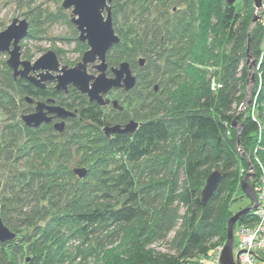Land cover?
I'll return each instance as SVG.
<instances>
[{"label":"trees","instance_id":"trees-1","mask_svg":"<svg viewBox=\"0 0 264 264\" xmlns=\"http://www.w3.org/2000/svg\"><path fill=\"white\" fill-rule=\"evenodd\" d=\"M182 2L189 3L190 13L173 22L166 21L163 30L158 26L148 30L142 27V18L147 14L142 5L135 20L140 24L138 28L128 25V39L119 37V43L107 51L111 65L125 61L131 70L139 52L148 59L151 54L153 63L155 58H162L161 75H169V80L160 87L154 84L160 65L148 64L151 70L147 66L146 74L136 76L135 86L145 87L147 93L142 95V90L133 89L137 95L135 102L141 110L147 109L137 117L139 125L132 133L106 136L102 129L114 122L123 126L129 121L127 115L107 116L104 107L88 101L72 86L67 93L55 88L39 89L27 80L14 79L10 68L6 71L3 86L23 100L33 97L56 104L58 99L59 105L76 110L85 134L79 138H93L91 142L95 141L96 147L90 151L92 159L82 157L79 163L98 166L100 176L91 179L94 180L91 183V168H87L85 178L79 179L71 168L64 170L63 163L55 162V150L50 157L48 150L40 155L36 151L39 147L33 145L35 140L25 146L18 145L25 137L31 140L37 131L35 127L24 123L23 127L6 126L10 130L3 138L4 143L0 140L3 144L0 157L6 163L20 160L23 170L11 174L6 169V194L0 195V219L15 237L21 226L32 228L35 233L0 243V264H21L19 261L24 264H198V259L210 257L213 249L226 240L227 222L233 215L229 206L239 181L251 166L256 178L258 162L264 167V23H256L248 36L253 0H236L232 5L226 0H178ZM210 3L216 6L218 16L214 26L210 23ZM195 21L199 22L198 32H213L212 40L208 41V35L198 42L197 38L193 39L198 36ZM77 46L80 53L87 49L85 44L77 43ZM247 50L257 70L251 91L253 104L240 112L250 81ZM193 61L200 64L212 61L218 68L213 73L216 79L212 85L213 79L203 69L196 66L192 71L189 64ZM183 72L187 76L179 77ZM1 87L0 109L13 120L17 111L15 95ZM43 128L53 131L50 125ZM76 135L73 137L77 138ZM170 140L180 141L176 146L178 155L184 159L181 166L170 156L162 161L153 157ZM34 149L36 156L31 157L29 153ZM14 152L21 157H16ZM244 154L250 156L249 161ZM40 161L44 168L38 172L31 170ZM51 161L54 164L49 167ZM216 170L221 180L209 200L202 204L200 194L206 178ZM163 173L159 188L158 182L147 184L141 180ZM169 179L172 182L163 186ZM31 202L34 206L30 207ZM64 203L62 210L60 206ZM26 206L29 208L24 210ZM180 207L185 209L183 214L179 213ZM57 208L61 211L50 214L49 211ZM14 220L19 224L13 223ZM38 220H45V226L36 223ZM179 221L181 229L177 228ZM255 222L251 210L235 226ZM130 227L135 228L136 236L132 234L133 240L128 241ZM172 232V253L150 248L168 240ZM64 237L82 239L79 251L66 248L64 242L68 240ZM215 239L217 242L210 245ZM84 245L86 249H82Z\"/></svg>","mask_w":264,"mask_h":264},{"label":"rangeland","instance_id":"rangeland-1","mask_svg":"<svg viewBox=\"0 0 264 264\" xmlns=\"http://www.w3.org/2000/svg\"><path fill=\"white\" fill-rule=\"evenodd\" d=\"M62 2L63 0H0V31L6 28L11 23L12 19L14 18L24 19L28 23L29 36H26L19 43L21 47L20 48L21 59H25V60H29L33 62L38 57H40L43 53H45L47 50H50V49L53 50L57 54V57L62 65H67L71 67L75 65L81 59L82 53L78 51L77 43H81V44H85V43L78 41L77 39L78 32L75 29L74 25L70 22L71 8L64 9L62 7ZM144 3H146V5ZM148 3H149V6L147 5ZM262 4L263 6L259 10L254 9L251 14V20H250V23L247 29L248 36L250 35V31L253 29L256 23L260 21L264 23V0H262ZM110 6H111L112 26H113V29H116L114 30V32L116 31L115 32L116 35L122 39L124 38L128 39V25L130 26L133 25V27L135 26L138 28L137 25L139 24V22L135 20H138L136 16L137 14L140 13L141 6L144 7L145 9L144 12L147 11V14L143 16L142 18L143 22L141 23L142 27H144L146 30L153 28L155 26H158V28L163 30V28L167 26L166 21L173 22L174 19L182 17L185 14H186L185 16H187L190 13L189 3L188 2L178 3V0H171V1L164 0L163 3L159 0H156L154 3H153V0H112L110 3ZM215 8L216 6H212V3H210V9H209L210 23L213 26L218 22V19H217L218 16L216 14ZM253 8H254V4H253ZM255 15L256 17L259 18V20H257L255 23L252 24V19ZM194 23H195V31L198 32L199 22L197 23V21H195ZM207 35H208V38H207ZM213 36H214L213 32H209V34L207 33L202 34L201 31L199 30L198 36H193V39L195 38V41H196V38H197V42H198L201 39L204 40L207 38L209 41V40H212ZM129 46H131V43H129ZM144 54L145 53L139 52L138 55L134 57V62H136V65L133 67L132 73L137 77H141L143 74H146L145 72L146 70L144 68H146L148 64L149 66H153V67H155L156 65H160L161 68H159L160 70H157L158 74L156 75L157 76L156 81L154 82L155 86L160 87L161 83H165L167 82V80H169V75L167 74L161 75L163 73L162 67L164 66V60L162 58H159V59L155 58V62L153 63V61L151 60V57L152 59H154V57L150 54L151 57H149L148 59V57ZM7 59H8L7 53H0V87L4 85L5 73L9 69V67L6 64ZM139 59H144V63L142 65L139 64V61H138ZM110 61H111L110 57L107 56L106 62L109 67L118 66V65H111L112 63H110ZM189 65L192 66V68L190 67L192 71H193V68L196 66L199 67L200 69H203V71L206 72V76L209 77L211 80L213 79V81L211 82V85L213 84L216 77L215 75H214L215 78H213L212 76H213V73H215V71L218 68H216V66H213L212 61L206 64L195 63L193 61V63H190ZM91 66H92L91 64L88 66V69H87L88 73L96 74V71H94ZM247 66L250 72V81L247 86L246 99L241 103L239 110H238L240 112L241 111L245 112L249 108V105L253 104V102H251V91L255 83L254 75L257 70V64L253 60H251L250 57H248ZM149 70H151L150 67H149ZM152 72L153 71H151V73ZM186 76L187 74L186 73L184 74V72L179 75V77L181 78L186 77ZM178 84L181 85L182 82ZM54 86H55L54 81L47 82L45 90H51L52 88H54ZM3 88H5V90L8 93H10V95L14 93L15 101L17 105V109H16L17 111L15 114L16 117L13 120H10L11 119L9 117L10 114L8 112L6 113L5 110L0 109V140H2V143H4L3 138L6 137V134L10 130V128L9 127L6 128V126L18 124L21 127H23L24 124L21 119V116L32 112L35 106L34 103H29L27 102V100H23V97L18 95V93L14 92L10 88L4 87V86ZM3 88L1 87V89ZM133 89L138 90V91L142 90L141 92L142 95H145L147 93V91L145 90V87L144 88L142 87L141 89V86L140 88L134 86L129 91H124L121 89H113L110 93H108L106 98L108 97L109 100H117L118 104L122 106L123 109L122 111H119L117 109H114L111 104H108L106 106H102L105 108L104 109L105 114L111 117H114L116 115L121 116V115L126 114L127 115L126 121L130 119H134L138 121L137 117H139V115H142V113L145 114L146 111L144 109H147V108L145 107L141 110V108L138 106V103L135 102L137 95L133 92ZM156 92H157V88H156ZM85 97L87 98L86 95ZM29 98L34 99V100H39V101L43 100V99H35L33 97H29ZM59 104H60V101L56 99L55 105H59ZM70 111L73 112L74 110L71 109ZM134 111H136L137 113H135ZM61 120L62 119L58 118V120H56L55 122H61ZM79 121L80 119L77 116V114L76 116L72 118L68 117L64 119V128L61 132H58L55 129L51 131V129L49 128L45 129L43 128V126L37 127L36 128L37 131H35L36 134H34L31 137V140L28 139L29 137H25L22 140H19L18 145L25 146L24 144L29 143L30 141L33 142L35 140L36 144H33V145H37L39 147L36 149V151H39L38 153H40V155L45 154L46 151L48 150L51 153L48 156L50 157L54 153L53 150H55V156L57 160L55 159L54 160L56 163L57 161L63 163L64 170L67 167L71 168L72 171L75 168H85V169L88 168V170H90L91 168V173L89 175H92V177L89 178L90 179L89 181H91V179H97L100 176L98 166L87 167L86 165L79 163L82 157H85V159H87L88 161L92 159L90 151H93L96 148L94 145L95 141L91 142L94 140L93 138H90L89 140L86 138L84 139L79 138V135L81 136L85 135V134H82L81 124L79 123ZM115 123L116 122L109 124V125L112 126V125H115ZM116 124H119V123H116ZM102 130H103V133H105L104 129ZM75 134H78L76 135L77 138L73 137ZM106 136H109V135H106ZM86 141H88L89 143ZM172 143H173V140H170L168 143L166 142L162 144L160 151H158L155 155H153V157L157 160L162 161L163 158L170 156L172 158H175V161H177L178 165L181 166L183 165L184 159L183 157H180L178 155L179 152L176 146V145H180L179 144L180 141L178 140L174 142L173 144ZM0 145H3V144H0ZM173 145L174 147L175 146L176 147L173 148ZM44 148H45V151H41ZM14 153L17 154L16 157L18 156L21 157V155L18 152H14ZM29 154H32L30 155L31 157L36 156L35 149L32 150L31 153ZM244 157L246 158V160L249 161L250 156H246L244 154ZM21 163L22 162H20V160L18 161L16 160V162L11 161V162L6 163V161L2 157H0V178H1L0 179L1 180L0 195L1 196L3 194H6L5 187H4L5 181L7 180V179H4L5 177H7L6 169L7 168L10 169L11 174L17 173L18 171L23 170ZM39 163L40 165L38 163L36 166L32 165L31 170L38 172L40 171V169L44 168L45 165L43 166L42 164L43 161H40ZM53 164H54V161H51L49 167H52ZM28 168H30V166L27 167L26 169ZM210 170H213V169H210ZM162 175H164V173L160 175L158 174L156 176L147 177V178L145 177L141 180L145 181L147 184H151V183L154 184V182H158L159 184V182L163 180V178L161 177ZM85 176L82 178H85ZM245 176L246 174L242 177L241 181H239L238 189L235 191L234 196H233V201L230 203L229 210L232 214H235L241 209L247 208L251 206L252 204V200L247 195H245L241 189V183ZM153 177L155 178L152 179ZM180 178H182L181 174H180ZM79 179H81V177ZM181 181L182 180L180 179V182ZM13 182H15L14 179H13ZM171 182L172 180L169 179L168 181H166V183L163 186H166L167 184ZM91 183H94V180H92ZM161 184L162 183L159 184L160 186H158V188L161 187ZM247 184L251 187L252 191L254 192L252 188V184H250V176L247 179ZM8 185L9 183H7L6 186L9 187ZM16 187L18 188L17 184H16ZM15 190L17 191V189ZM200 198H201V194H200ZM42 204L43 203L39 204L38 208L41 207ZM31 205L34 206V203L31 202L30 207ZM64 207H65V203L64 205L60 206L62 210L64 209ZM28 208L29 206H26L24 210ZM60 208H57L54 211L51 210L49 212L50 214L59 212L61 211ZM184 212H185V209L180 207L179 213L183 214ZM39 222L40 221L38 220L36 223H39ZM13 223L19 224V222L15 220L13 221ZM180 223L181 222L179 221L178 226H177L178 229H181L182 227ZM45 224H46L45 220L40 222V225L45 226ZM34 231L35 230H33L32 228L27 229L21 226L16 231V237L18 238L22 235H25L26 233L33 234L35 233ZM134 231H135L134 227L128 228V241L133 240L132 234L135 235L136 233V231L135 232ZM58 237L59 236L56 235L55 239H58ZM172 237H173V232L169 234L168 240L155 243L154 245H151L150 248L156 251H159V252L172 253L173 245L170 243ZM64 238L68 240L67 242L66 241L64 242V245L66 248L70 250H74V251H79L77 249L78 247L82 246V239H79L78 237H73V238L70 237L69 239H67L66 237ZM234 240L236 241L235 236H234ZM214 242H217V240L215 239L209 244L211 245ZM85 247L86 245H84L82 249H86ZM78 260L79 258H77V261ZM205 261H206V264H216L210 261V259H205ZM19 263L24 264L22 261H19Z\"/></svg>","mask_w":264,"mask_h":264},{"label":"water","instance_id":"water-1","mask_svg":"<svg viewBox=\"0 0 264 264\" xmlns=\"http://www.w3.org/2000/svg\"><path fill=\"white\" fill-rule=\"evenodd\" d=\"M112 0H63L62 7L70 9V22L78 32V41L85 43L87 49L82 53L81 59L73 66L62 65L53 50H47L33 62L21 59L20 41L28 34V23L24 19L14 18L11 23L0 31V53H7V66L12 70L14 79L21 78L30 82L34 87L44 89L47 82H55V90L68 92V87H74L80 94L86 95L88 101L99 106L111 104L114 109L122 111L123 107L117 100H109L106 95L113 89L131 90L136 84V76L132 73L129 63L123 61L117 67H111V76H107V51L119 43V37L112 26L111 3ZM236 0H226L232 5ZM254 9L259 10L262 0H253ZM259 20L256 15L252 24ZM247 50L248 57H250ZM144 59H139L142 65ZM92 65L94 73H88V66ZM249 64V63H248ZM27 102L32 100L27 97ZM52 100L37 101L35 110L21 116L26 126L38 127L42 123H49L50 114L62 119L54 124V129L61 132L64 128V119L76 116L73 112L60 106L49 104ZM139 123L133 119L121 126L107 124L105 135L111 133H132ZM73 172L78 177L86 175L85 168H75ZM249 174H246L241 183V189L252 200V205L233 214L227 222L226 240L220 254V264H237L233 256V227L247 212L256 208L257 198L251 187L247 184ZM221 180L219 171H212L206 178L205 186L201 191V203L205 204L216 190ZM11 232L0 219V243L14 239Z\"/></svg>","mask_w":264,"mask_h":264},{"label":"built area","instance_id":"built-area-1","mask_svg":"<svg viewBox=\"0 0 264 264\" xmlns=\"http://www.w3.org/2000/svg\"><path fill=\"white\" fill-rule=\"evenodd\" d=\"M259 173L255 177L254 168L251 166L250 184L257 197L256 208L253 209L256 222L253 225H236L233 229V256L237 264H264V167L260 162ZM225 242L218 244L208 258L198 259V264H206L205 259L220 264L219 258Z\"/></svg>","mask_w":264,"mask_h":264},{"label":"flooded vegetation","instance_id":"flooded-vegetation-1","mask_svg":"<svg viewBox=\"0 0 264 264\" xmlns=\"http://www.w3.org/2000/svg\"><path fill=\"white\" fill-rule=\"evenodd\" d=\"M131 69V68H130ZM111 67H109L108 66V68H107V76H111L112 74H111ZM46 87V86H45ZM45 89V88H44ZM112 91V90H111ZM110 91V92H111ZM109 92V93H110ZM108 95V94H107ZM106 95V96H107ZM107 99H109L108 97H107ZM32 101L31 102H29V103H34V105H36V102L37 101H39V100H34V99H31ZM55 105V104H54ZM63 107V106H62ZM65 108V107H64ZM35 110V106H34V108H33V111ZM32 111V112H33ZM31 113V112H30ZM28 114V113H27ZM49 116H51L52 117V119H51V121L49 122V123H42L40 126H38V127H41V126H43V125H50V126H52L53 127V129H54V123H57V122H55L56 120H58V118H56L54 115H52V114H50ZM34 128V127H33ZM35 128H37V127H35Z\"/></svg>","mask_w":264,"mask_h":264}]
</instances>
